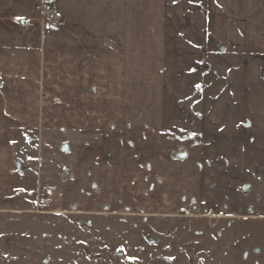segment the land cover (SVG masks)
Returning a JSON list of instances; mask_svg holds the SVG:
<instances>
[{"label": "crops", "instance_id": "obj_1", "mask_svg": "<svg viewBox=\"0 0 264 264\" xmlns=\"http://www.w3.org/2000/svg\"><path fill=\"white\" fill-rule=\"evenodd\" d=\"M134 3L0 0V212L35 205L39 162L54 209L181 219L219 264H264V51L187 54L144 98Z\"/></svg>", "mask_w": 264, "mask_h": 264}, {"label": "rangeland", "instance_id": "obj_2", "mask_svg": "<svg viewBox=\"0 0 264 264\" xmlns=\"http://www.w3.org/2000/svg\"><path fill=\"white\" fill-rule=\"evenodd\" d=\"M134 2L144 98L154 84L162 90L167 83H181L183 66L190 64L187 54L210 61L224 49L237 51V41L264 51V0ZM247 30L256 32V42L242 37ZM27 166L36 175V195H42V177ZM189 234V223L181 219L88 215L52 206L36 213L35 204L27 211L0 212V264H203L212 254V264L221 263V253L212 250L218 243L190 241Z\"/></svg>", "mask_w": 264, "mask_h": 264}, {"label": "built area", "instance_id": "obj_3", "mask_svg": "<svg viewBox=\"0 0 264 264\" xmlns=\"http://www.w3.org/2000/svg\"><path fill=\"white\" fill-rule=\"evenodd\" d=\"M40 11L44 14L45 24L48 27H59L63 25L62 14L58 11L57 7L52 2H45ZM36 172H38V178H40L41 173V164L37 163H28ZM51 207V200L47 192L39 196V200L36 202V213H42Z\"/></svg>", "mask_w": 264, "mask_h": 264}, {"label": "water", "instance_id": "obj_4", "mask_svg": "<svg viewBox=\"0 0 264 264\" xmlns=\"http://www.w3.org/2000/svg\"><path fill=\"white\" fill-rule=\"evenodd\" d=\"M61 150H62L63 152H65V153H68V152L70 151L68 145H64V146L61 148Z\"/></svg>", "mask_w": 264, "mask_h": 264}, {"label": "snow or ice", "instance_id": "obj_5", "mask_svg": "<svg viewBox=\"0 0 264 264\" xmlns=\"http://www.w3.org/2000/svg\"><path fill=\"white\" fill-rule=\"evenodd\" d=\"M20 20V18H18V21ZM199 87V86H198Z\"/></svg>", "mask_w": 264, "mask_h": 264}]
</instances>
